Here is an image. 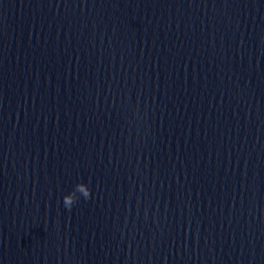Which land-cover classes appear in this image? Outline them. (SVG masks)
I'll return each instance as SVG.
<instances>
[{
    "label": "water",
    "instance_id": "95a60500",
    "mask_svg": "<svg viewBox=\"0 0 264 264\" xmlns=\"http://www.w3.org/2000/svg\"><path fill=\"white\" fill-rule=\"evenodd\" d=\"M0 264H264V0H0Z\"/></svg>",
    "mask_w": 264,
    "mask_h": 264
}]
</instances>
